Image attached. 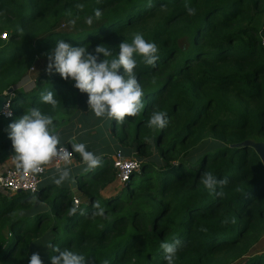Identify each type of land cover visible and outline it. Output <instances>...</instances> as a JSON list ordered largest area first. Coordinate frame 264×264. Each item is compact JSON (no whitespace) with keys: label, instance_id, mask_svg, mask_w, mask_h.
Here are the masks:
<instances>
[{"label":"trees","instance_id":"16d2710c","mask_svg":"<svg viewBox=\"0 0 264 264\" xmlns=\"http://www.w3.org/2000/svg\"><path fill=\"white\" fill-rule=\"evenodd\" d=\"M137 33L157 45L158 59L135 56L144 109L121 123L95 117L87 94L46 70L57 40L93 54L108 46L110 60ZM2 34L0 96L12 90V117H0V164L16 162L8 125L33 107L52 116L60 147L77 162L73 143L102 159L93 169L65 166L70 178L60 185L47 168L36 195L3 190L0 264H28L33 252L50 264L52 247L88 264H166L160 245L174 239L175 264H264L256 151L264 145V0H0ZM27 78L33 89L18 88ZM46 90L55 108L40 100ZM154 111L167 113L164 129L147 126ZM118 152L141 170L111 192L117 176L107 160ZM204 172L227 183L210 192Z\"/></svg>","mask_w":264,"mask_h":264},{"label":"clouds","instance_id":"9594fccd","mask_svg":"<svg viewBox=\"0 0 264 264\" xmlns=\"http://www.w3.org/2000/svg\"><path fill=\"white\" fill-rule=\"evenodd\" d=\"M187 11L189 14L195 12L192 8ZM100 15L97 9L95 17L99 18ZM70 23L74 24L75 21ZM86 23L91 25L93 18L89 17ZM101 54L103 59H100ZM110 56H113V49L108 46H97L93 54L84 45L74 46L61 39L56 41L55 47L48 54L46 70L50 74H59L63 80H72L74 88L87 94L88 109L95 117H106L121 123L126 117H135L144 109V91L134 71L137 68L135 56L143 57L147 65H154L158 59V48L154 42L146 41L142 34L137 33L130 43L125 40L120 43L114 58L107 59ZM40 100L53 108L57 105L53 91L42 92ZM168 123L167 113L163 111H154L147 120L149 128L164 129ZM53 128L52 116L35 107L9 123L8 137L19 170L35 175L42 172L43 167L54 158L69 159V154L60 147L59 134ZM72 150L80 155L88 169L96 168L101 163V156L89 150L85 143H73ZM57 172L58 178L54 180L57 185L70 178V169L67 167L57 169ZM201 183L210 192H215L218 185L227 183V179H218L210 172H204ZM70 211L75 214L77 208L72 207ZM95 214L103 215V209ZM180 246L179 239L161 243L166 264H175ZM52 252L55 254H50V264H88L82 253L58 247H52ZM28 264H44L39 252L30 255Z\"/></svg>","mask_w":264,"mask_h":264},{"label":"built area","instance_id":"2783aa9c","mask_svg":"<svg viewBox=\"0 0 264 264\" xmlns=\"http://www.w3.org/2000/svg\"><path fill=\"white\" fill-rule=\"evenodd\" d=\"M8 39L9 37L7 34L0 35V40L3 42H7ZM262 46L264 47V41L262 42ZM2 117L5 119L12 117L10 104H7L4 107ZM61 148L69 154V159L62 160L59 158H54L53 161L49 162L56 170L68 166L75 158L71 150L66 147ZM112 165L113 169L118 174L117 179L121 184H126L132 177L133 173H139L141 170V165L137 160L125 159L121 152H118L112 156ZM46 169V166H44L42 172L33 175L29 172H23L18 168H10L0 174V189L8 192L11 195L21 192L36 195L40 190V185L43 181Z\"/></svg>","mask_w":264,"mask_h":264},{"label":"rangeland","instance_id":"374dc122","mask_svg":"<svg viewBox=\"0 0 264 264\" xmlns=\"http://www.w3.org/2000/svg\"><path fill=\"white\" fill-rule=\"evenodd\" d=\"M4 33H6V32H4ZM263 41H264V38H262L261 44H262ZM4 43H6V42H3L2 40H0V46H2ZM34 84L35 83L33 81H31L30 79L27 78L21 83V85L18 86V88H23L25 91H30L31 89H33ZM257 146H264V145L260 144V145H257ZM129 159H132V158H129ZM111 160H112V157H110L107 161L109 163H111V165H112ZM69 165L70 166H79V165H84V164L82 162H77V159L74 158V160ZM45 166H46V168H48V171L52 170V168H53L50 163H48ZM116 176L118 178L117 172H116ZM117 178H116V182L114 183V185L110 189L111 192H113V191H118L119 192L123 188V184H121ZM260 244L262 246H264V237L262 238Z\"/></svg>","mask_w":264,"mask_h":264},{"label":"water","instance_id":"95a60500","mask_svg":"<svg viewBox=\"0 0 264 264\" xmlns=\"http://www.w3.org/2000/svg\"><path fill=\"white\" fill-rule=\"evenodd\" d=\"M12 94V90H9L3 96H0V117H2L4 107L7 104H10V95ZM256 151L259 154L262 162L264 163V146H257Z\"/></svg>","mask_w":264,"mask_h":264},{"label":"crops","instance_id":"0c3cea01","mask_svg":"<svg viewBox=\"0 0 264 264\" xmlns=\"http://www.w3.org/2000/svg\"><path fill=\"white\" fill-rule=\"evenodd\" d=\"M10 168H17L15 161H9L7 163L0 164V174L5 172L6 170H8ZM2 193H3V190L0 189V194H2Z\"/></svg>","mask_w":264,"mask_h":264}]
</instances>
